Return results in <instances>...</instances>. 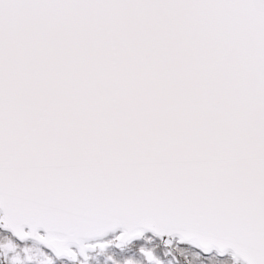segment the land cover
Wrapping results in <instances>:
<instances>
[{
	"label": "snow or ice",
	"instance_id": "6c2138e0",
	"mask_svg": "<svg viewBox=\"0 0 264 264\" xmlns=\"http://www.w3.org/2000/svg\"><path fill=\"white\" fill-rule=\"evenodd\" d=\"M0 264H264V0H0Z\"/></svg>",
	"mask_w": 264,
	"mask_h": 264
}]
</instances>
